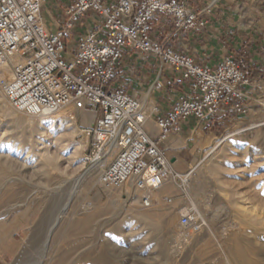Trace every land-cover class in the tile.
<instances>
[{
    "label": "rangeland",
    "instance_id": "1",
    "mask_svg": "<svg viewBox=\"0 0 264 264\" xmlns=\"http://www.w3.org/2000/svg\"><path fill=\"white\" fill-rule=\"evenodd\" d=\"M88 114L67 106L28 117L0 89V264H264V108L186 131L172 169L195 171L166 197L152 192L149 208L140 192L98 183L115 149L93 161ZM185 207L205 221L189 239L178 224Z\"/></svg>",
    "mask_w": 264,
    "mask_h": 264
},
{
    "label": "built area",
    "instance_id": "2",
    "mask_svg": "<svg viewBox=\"0 0 264 264\" xmlns=\"http://www.w3.org/2000/svg\"><path fill=\"white\" fill-rule=\"evenodd\" d=\"M45 4L0 0V69L12 68V78L0 81L2 95L28 117L47 118L67 106L92 114L86 135L93 160L115 149L98 183L140 192L144 208L166 181L184 188L190 177L191 170L173 171L160 144L191 122L264 108V69L246 56L226 55L209 66L171 45L179 34L207 28L208 7L191 8L186 0H69L50 31ZM164 25L170 29L163 32ZM178 215L185 239L205 226L193 207Z\"/></svg>",
    "mask_w": 264,
    "mask_h": 264
},
{
    "label": "crops",
    "instance_id": "3",
    "mask_svg": "<svg viewBox=\"0 0 264 264\" xmlns=\"http://www.w3.org/2000/svg\"><path fill=\"white\" fill-rule=\"evenodd\" d=\"M186 2L191 8H209V13L202 16L207 22V28L201 33H187L185 38L182 34L177 35L171 41L174 48L184 49L195 55L201 63L209 66L216 65L226 55L231 54L244 55L255 66L264 69V0H186ZM68 3L69 0H46L42 18L48 30H56L59 21L57 15L64 12ZM47 14L50 16L49 20ZM169 29L170 26L164 25L162 31ZM137 58L140 59V56ZM139 63L143 68L141 70H144L146 67L142 62ZM147 77L150 76L147 74ZM254 107L255 105H252V108ZM88 115L90 117L91 114ZM148 126L153 130L152 124L149 123ZM197 127L198 125L193 127L185 125L179 135L160 144L170 155L174 170L181 160L173 155L176 152L175 146L186 131L192 133ZM173 185L170 180L166 181L162 196L166 197L172 192Z\"/></svg>",
    "mask_w": 264,
    "mask_h": 264
},
{
    "label": "bare ground",
    "instance_id": "4",
    "mask_svg": "<svg viewBox=\"0 0 264 264\" xmlns=\"http://www.w3.org/2000/svg\"><path fill=\"white\" fill-rule=\"evenodd\" d=\"M13 62H14V65L15 66H19V65H21L22 64V61L20 60V59H13ZM0 73H2V75H3V79L5 80V81H7V79H11V77H12V68L10 67V66H5V67H2L1 69H0ZM8 77V78H7ZM62 116V115H61ZM71 119H72V117H71ZM257 127V125L256 124H252V125H250V126H248V128H247V130L248 129H253V128H256ZM86 143V139L84 140V144ZM179 145H181V144H179ZM219 146V145H218ZM214 148V147H213ZM212 148V149H213ZM218 148V147H217ZM112 151V149L107 153V154H104V155H101V156H98L97 158H95L93 161H96V160H101V159H103V158H106L107 156H108V154L110 153ZM216 151V150H215ZM113 153H115V150H113V152L110 154V155H113ZM210 153V152H209ZM108 158H106V160H107ZM104 161H106L105 159H103ZM103 160L101 161V162H103ZM94 168V167H93ZM195 170H194V168L193 167H191V172H190V175L194 172ZM164 187V186H163ZM161 188V189H159V190H157V191H155V193H154V196H155V198L156 199H159L160 198V196L163 194V192H164V188ZM191 188V187H190ZM190 188L188 187V190H190ZM110 192V191H109ZM138 192V191H137ZM156 201V200H155ZM153 202H154V199H153ZM153 202H152V204H153ZM129 206V205H128ZM186 208V207H185ZM153 210V209H152ZM177 214H179V211H178V213ZM174 219V218H173ZM170 221V220H169ZM172 228V227H171ZM172 229H174V228H172ZM175 230V229H174ZM233 235H234V233H233Z\"/></svg>",
    "mask_w": 264,
    "mask_h": 264
}]
</instances>
